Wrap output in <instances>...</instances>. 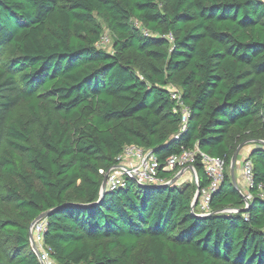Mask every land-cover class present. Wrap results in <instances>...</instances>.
<instances>
[{"label":"trees","instance_id":"16d2710c","mask_svg":"<svg viewBox=\"0 0 264 264\" xmlns=\"http://www.w3.org/2000/svg\"><path fill=\"white\" fill-rule=\"evenodd\" d=\"M169 86L190 113L177 139ZM261 142L264 0H0V264H41L29 230L48 211L50 264H264V202L244 211L229 175L252 143L264 186ZM130 145L161 167L195 148L222 160L212 214L192 209L199 159L198 187L126 179L100 199L98 171Z\"/></svg>","mask_w":264,"mask_h":264},{"label":"built area","instance_id":"2783aa9c","mask_svg":"<svg viewBox=\"0 0 264 264\" xmlns=\"http://www.w3.org/2000/svg\"><path fill=\"white\" fill-rule=\"evenodd\" d=\"M168 39L170 41L172 40L170 36H168ZM107 40L106 37H103L99 45L104 44ZM170 93L171 99L175 102L176 106L174 112H179L180 114L179 133L174 137V139H177L180 134L185 132L190 113L188 108L183 105L179 91L176 89L170 91ZM197 159L202 163L205 174L209 180L207 187L197 189L195 193L198 194L196 199V204H198L197 214L202 217L212 214L209 203L211 196L217 191L223 180L224 162L218 158L206 155L197 148L190 151L184 150L179 155L168 157L165 166L161 167L152 151L143 150L133 145L126 146L115 158V163L112 166L107 169H100L98 173L105 181L104 192L123 187L126 179L133 180L135 184L140 187L164 185L170 181H164L162 177H160V173L172 171L176 168L178 169L175 175L177 179L187 171L193 176L194 184L198 187L196 172L193 167ZM240 170L242 182L244 184V189H242V209L246 211L255 197L264 202V186L259 185L255 194L251 192L254 187L252 164L246 158L243 160ZM237 213L238 210L226 209L216 214L232 215ZM44 230L45 220L42 219L33 222L29 232L32 235V242L39 253V261L41 264H50L48 252L45 251L42 246Z\"/></svg>","mask_w":264,"mask_h":264},{"label":"water","instance_id":"95a60500","mask_svg":"<svg viewBox=\"0 0 264 264\" xmlns=\"http://www.w3.org/2000/svg\"><path fill=\"white\" fill-rule=\"evenodd\" d=\"M261 144L264 145V142H261ZM240 148H241V146H239V147L237 148L236 152L234 153V155H233V157H232V159H231L230 171H229V175H230V179H231L232 185H233L235 188H238V187H237V184H236V181H235V177H234V164H235V162H236L237 154H238ZM176 180H177V178L175 177V178H173V179H172L169 183H167V184H164V185H156V186H146V187H156V188H159V187H165V186H168V185H171V184H175ZM104 183H105V181L102 180L100 199L102 198L103 194L105 193V192H104ZM197 197H198V194H195V196H194V201H193V204H192V209H194V207H195ZM75 206H79V205H75ZM51 212H52V211H48V212H46V213L41 214V215L37 218V220H42V219L46 218ZM29 240H30L31 248H32L33 252H34L35 255L39 258V253H38V251H37L35 245H34L33 242H32V235H31V233H29Z\"/></svg>","mask_w":264,"mask_h":264},{"label":"rangeland","instance_id":"374dc122","mask_svg":"<svg viewBox=\"0 0 264 264\" xmlns=\"http://www.w3.org/2000/svg\"><path fill=\"white\" fill-rule=\"evenodd\" d=\"M107 33V32H105ZM104 37H106L108 40L107 42H104V44H101L99 45V47L107 52H110L111 51V41L109 40V36L107 34H104ZM168 89L170 91L172 90H176V88L174 87H168ZM17 112L19 113H23V109L20 108ZM253 146L252 143H246L244 145L241 146L238 154H237V158H236V162L234 164V173H235V170L238 166H241V160H242V155L244 156V152L248 149H251V147ZM239 160V161H238ZM229 171H230V167H229ZM182 175L185 176V179L182 180V182H179L178 179L176 180L175 184L178 185V184H182V183H191V184H194V180H193V176L189 173V172H184ZM181 175V176H182Z\"/></svg>","mask_w":264,"mask_h":264},{"label":"crops","instance_id":"0c3cea01","mask_svg":"<svg viewBox=\"0 0 264 264\" xmlns=\"http://www.w3.org/2000/svg\"><path fill=\"white\" fill-rule=\"evenodd\" d=\"M251 151V149H248L244 152V156L242 155V160H241V163L243 162V160L246 158V156L248 155V153ZM240 167L241 166H238L235 170V173H234V177H235V181H236V184H237V187H239L240 189H244V184L242 182V178H241V170H240ZM185 179V176L182 175L180 176V178L178 179L179 182H182V180Z\"/></svg>","mask_w":264,"mask_h":264}]
</instances>
